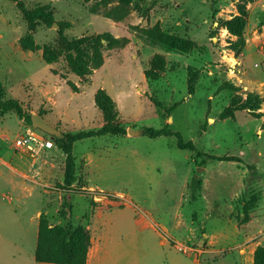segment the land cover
<instances>
[{
    "label": "rangeland",
    "instance_id": "1",
    "mask_svg": "<svg viewBox=\"0 0 264 264\" xmlns=\"http://www.w3.org/2000/svg\"><path fill=\"white\" fill-rule=\"evenodd\" d=\"M21 1L29 9L50 6L55 23L39 26L37 50L25 51L28 23L15 2L0 0L6 99L60 133L77 134L105 125L96 105L104 90L126 134L76 142L71 189L54 169L56 178L40 188L45 197L36 189L18 202L0 198V264H44L35 260L42 215L57 227L87 226V264H254L264 247V0ZM237 18L245 23L243 43L232 30ZM60 25L70 39L108 37L86 76L64 57L45 62ZM254 96L263 99L259 109H240ZM6 115L0 142L8 161L19 152L27 163L47 160L64 170L57 146L51 156H38L44 148L16 149V137L32 126L21 119L22 129L15 112ZM166 126L196 149L146 135ZM7 190L0 179V191ZM66 202L69 219L60 215ZM248 202L250 219L242 223Z\"/></svg>",
    "mask_w": 264,
    "mask_h": 264
},
{
    "label": "trees",
    "instance_id": "2",
    "mask_svg": "<svg viewBox=\"0 0 264 264\" xmlns=\"http://www.w3.org/2000/svg\"><path fill=\"white\" fill-rule=\"evenodd\" d=\"M17 4L18 9L22 13L24 20L28 23V34L21 39V45L25 51H35L37 46L33 32L39 26L46 25L52 27L55 23L54 12L50 6H37L34 9L26 7L21 0H12ZM234 32L241 36L243 43V27L244 20L237 18L234 22ZM59 41L56 48L47 47L44 50V60L48 64L57 62L61 57L67 61L70 70L79 76H86L89 72V63L98 56L99 49L103 46L102 39L107 36L91 38L70 39L64 34V27L60 25ZM110 41V40H109ZM241 44V43H240ZM194 91V86H191ZM263 103V99L258 96L249 97L240 109L257 110ZM96 105L102 111L105 125L97 131L79 132L77 134L62 133L61 136L55 137V145L63 151L65 159V175L64 186L66 189H71L78 181L77 165L74 155V144L80 140L103 137L106 135H125L126 130L115 122L118 118L116 104L113 99L104 91H99L96 95ZM9 112H15L20 119H25L26 122L33 126L32 116H26L23 112L21 104L16 100H7L6 92L0 81V116L6 115ZM229 110L223 113V117L229 116ZM146 135L152 139L165 137H176L177 146L182 150L196 149L192 141L186 142L180 132H175L169 129L168 126L163 129L149 128L146 130ZM220 161H232L231 157L219 158ZM197 186L201 185V180L196 181ZM255 203V202H254ZM68 207V208H67ZM252 210V205L248 202L245 206V218L242 223L249 222V213ZM72 213V207L69 202H66V209L61 211L60 215L64 219H69ZM92 239L86 225L81 224L74 227L71 222L67 227H57L50 223L49 218L42 215L39 222L38 244L35 253V260L38 263L44 264H87ZM254 264H264V247H259L254 256Z\"/></svg>",
    "mask_w": 264,
    "mask_h": 264
},
{
    "label": "crops",
    "instance_id": "3",
    "mask_svg": "<svg viewBox=\"0 0 264 264\" xmlns=\"http://www.w3.org/2000/svg\"><path fill=\"white\" fill-rule=\"evenodd\" d=\"M7 117L9 116L6 115L4 117H0V139L5 138L3 137L4 133L2 130L6 127L5 122L7 121ZM16 117L19 119L22 129L28 127V125H26L23 120H21L18 116ZM3 147L4 146L0 142V179L5 181L8 187L7 192L0 191V198H2L4 201L8 203H12L14 201L18 202L20 197H25L24 191H29V193L32 194V192H34L36 189H38L40 193H42V196L45 197L40 188L45 191L44 187L48 185V182L56 178V171L54 169H58V171H60V181L64 180L65 171L61 168H58L55 163L42 160V165L39 166L36 160L33 158L30 163H27V161L23 160L22 158L18 159L16 156L19 154V152L15 151L13 143L10 148L12 149L13 147L16 153L12 156V158L10 157L11 161H8L9 154L4 151ZM51 150L53 149L44 148V150H41L38 153V156L45 153L51 156ZM36 164L38 166H35ZM46 164L49 165L50 169L46 170V168H48Z\"/></svg>",
    "mask_w": 264,
    "mask_h": 264
},
{
    "label": "built area",
    "instance_id": "4",
    "mask_svg": "<svg viewBox=\"0 0 264 264\" xmlns=\"http://www.w3.org/2000/svg\"><path fill=\"white\" fill-rule=\"evenodd\" d=\"M15 148L28 153H36L39 148L54 149V139L44 131L31 127L28 131L19 134L14 140Z\"/></svg>",
    "mask_w": 264,
    "mask_h": 264
},
{
    "label": "water",
    "instance_id": "5",
    "mask_svg": "<svg viewBox=\"0 0 264 264\" xmlns=\"http://www.w3.org/2000/svg\"><path fill=\"white\" fill-rule=\"evenodd\" d=\"M33 126L34 128L40 129L44 131L45 133L51 135V137L54 139L55 137L61 136L62 133H60L58 130L50 126L42 117L40 116H33ZM200 174V171L198 172V175Z\"/></svg>",
    "mask_w": 264,
    "mask_h": 264
}]
</instances>
